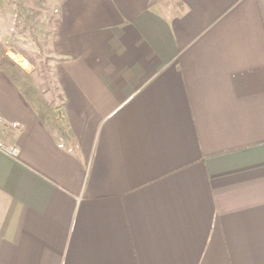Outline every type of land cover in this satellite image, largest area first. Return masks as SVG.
Returning a JSON list of instances; mask_svg holds the SVG:
<instances>
[{"label":"crops","instance_id":"obj_1","mask_svg":"<svg viewBox=\"0 0 264 264\" xmlns=\"http://www.w3.org/2000/svg\"><path fill=\"white\" fill-rule=\"evenodd\" d=\"M51 51L60 103L0 64V264H264V0H59Z\"/></svg>","mask_w":264,"mask_h":264},{"label":"rangeland","instance_id":"obj_2","mask_svg":"<svg viewBox=\"0 0 264 264\" xmlns=\"http://www.w3.org/2000/svg\"><path fill=\"white\" fill-rule=\"evenodd\" d=\"M59 0H0V64L24 65L44 93L60 103L51 31ZM13 54L24 61L17 62ZM21 64V65H20Z\"/></svg>","mask_w":264,"mask_h":264},{"label":"built area","instance_id":"obj_3","mask_svg":"<svg viewBox=\"0 0 264 264\" xmlns=\"http://www.w3.org/2000/svg\"><path fill=\"white\" fill-rule=\"evenodd\" d=\"M3 124L4 119L0 113V150L10 155L17 156L19 153V148L16 145L6 143L3 139Z\"/></svg>","mask_w":264,"mask_h":264},{"label":"bare ground","instance_id":"obj_4","mask_svg":"<svg viewBox=\"0 0 264 264\" xmlns=\"http://www.w3.org/2000/svg\"><path fill=\"white\" fill-rule=\"evenodd\" d=\"M13 59H15L16 61H19V63H22L23 58L20 56V55H17V54H13Z\"/></svg>","mask_w":264,"mask_h":264}]
</instances>
